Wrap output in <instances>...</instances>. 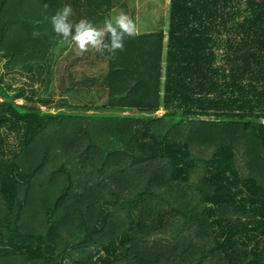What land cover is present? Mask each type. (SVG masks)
Segmentation results:
<instances>
[{
  "label": "trees",
  "instance_id": "trees-1",
  "mask_svg": "<svg viewBox=\"0 0 264 264\" xmlns=\"http://www.w3.org/2000/svg\"><path fill=\"white\" fill-rule=\"evenodd\" d=\"M147 1L0 0L5 67L45 72L0 81V264H264V0H157L114 55L50 20Z\"/></svg>",
  "mask_w": 264,
  "mask_h": 264
},
{
  "label": "clouds",
  "instance_id": "clouds-1",
  "mask_svg": "<svg viewBox=\"0 0 264 264\" xmlns=\"http://www.w3.org/2000/svg\"><path fill=\"white\" fill-rule=\"evenodd\" d=\"M69 5L58 9L51 17L53 31L62 36L66 41L74 42L81 50H86L89 46L103 53L107 49L109 54L114 55L115 50L124 47L125 36H135L138 28L136 22L126 13H118L110 20L105 21L103 29L94 26L87 19H80L73 23L68 17L71 13ZM105 32L109 35V40L103 39ZM34 31L33 35H38Z\"/></svg>",
  "mask_w": 264,
  "mask_h": 264
},
{
  "label": "rangeland",
  "instance_id": "rangeland-1",
  "mask_svg": "<svg viewBox=\"0 0 264 264\" xmlns=\"http://www.w3.org/2000/svg\"><path fill=\"white\" fill-rule=\"evenodd\" d=\"M152 1H154V3H152ZM161 9L166 10V4H163V6L160 7L157 3V0H148L144 6L138 7L135 13L137 14L138 17H136V19H133L137 23V25L139 24L137 28L140 30L142 29L144 30L149 25L154 26L160 18L161 13L159 12V10ZM138 14H141V15H138ZM81 52H82L81 50L77 51L76 54L80 55L82 54ZM219 59H220L219 63L221 64L228 63L225 57H220ZM5 60H6L5 57L0 52V81H2V83L5 86H10L9 88L11 89V91L14 92L20 86H25L28 89L32 87L34 89L38 88L39 90H42L44 88V81H42V78L44 77L45 72H43L42 69L40 71L42 73L39 75L37 66L35 70H31V71L26 70L25 68H22V67L7 68L4 65ZM66 60L68 62L70 58L63 59L60 64L65 63ZM81 68L82 66L79 65L78 69H81ZM228 68H229V65H228ZM32 74H34V78L30 77ZM39 94L40 93L34 95V97L36 98L37 104H39L42 109H50V110H55L56 101H58L61 98V96H64L63 94L58 93V87L56 84L54 86V91L52 92L51 95L44 96L42 94L40 95ZM46 98L49 99L50 101L46 102L45 101ZM16 101L18 103H22L24 101V98L18 97ZM162 113H163V110H161L159 114H162ZM7 141L9 142V144L11 145L13 144L12 146L13 148L15 147L14 143L16 142V138L13 133H10L9 135H7ZM85 250L87 251V247H85ZM83 254L84 252L80 248L76 249L75 257L80 258L82 257ZM64 255H65L64 258L67 262H69L70 264H76L74 259L68 256L67 252H65Z\"/></svg>",
  "mask_w": 264,
  "mask_h": 264
}]
</instances>
